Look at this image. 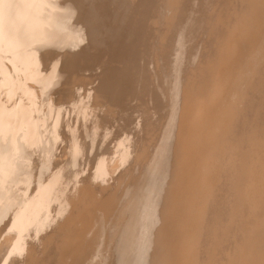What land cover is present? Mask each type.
<instances>
[{
    "label": "bare ground",
    "instance_id": "6f19581e",
    "mask_svg": "<svg viewBox=\"0 0 264 264\" xmlns=\"http://www.w3.org/2000/svg\"><path fill=\"white\" fill-rule=\"evenodd\" d=\"M237 3L240 20L231 16L230 23L224 12ZM198 37L203 38L200 46ZM260 59L264 61V0H0V85L9 86L11 94L21 90L31 100L12 107L0 101V233L9 226L14 235L0 246V264H264ZM89 66L99 69L97 84L82 95L70 75ZM247 76L254 82L245 87L250 96L244 93L243 98L239 84ZM30 80L41 84L44 95L60 94L75 109L78 101L83 103L82 112L93 104L116 105L122 120L117 131L128 133L117 139L116 158L104 157L108 145L98 138V130L113 126L102 121L104 127L98 128L103 112L81 124H65V110L52 101L41 114ZM229 89H235L236 99L219 111L215 107L220 116L199 118L191 108L192 118L184 119V105L197 95L208 98L204 106H211L220 103L213 98L215 91L225 95ZM157 91L170 103L168 122L154 141L158 127L151 122L150 102ZM236 110L239 118L233 115ZM50 111L56 116L49 128L40 122ZM197 123L203 127L195 129ZM230 125L243 133L234 144L240 145L238 152L239 146L228 147L229 136L222 139ZM58 140L70 148L68 157V152L62 155L65 159L57 157ZM241 143H246L244 149ZM192 145H202L199 154L209 161L200 162L199 183L188 181L187 150ZM115 159L128 161L118 176V169L110 167ZM87 166L94 172L84 174ZM137 173L139 182L122 185ZM96 207L102 220L101 229L94 231ZM116 217L121 224L113 221ZM117 234L139 239L143 247L134 254L119 253L113 248L120 244L110 245ZM124 242L123 247L133 243ZM23 250L22 259L12 258Z\"/></svg>",
    "mask_w": 264,
    "mask_h": 264
},
{
    "label": "rangeland",
    "instance_id": "374dc122",
    "mask_svg": "<svg viewBox=\"0 0 264 264\" xmlns=\"http://www.w3.org/2000/svg\"><path fill=\"white\" fill-rule=\"evenodd\" d=\"M233 5H236V6H233ZM232 5V9L230 10V11H226V12H224V15H225V17H228V21H231L232 19V17L233 18H235V20H236V22L238 23L239 21L238 20H240V15H238L237 16V14H240V13H238V11H239V4L237 3V4H233ZM235 8V9H234ZM227 12H229L228 14H230V15H226V13ZM232 13H235V14H232ZM237 13V14H236ZM232 16V17H231ZM230 18V19H229ZM228 21H227V23H228ZM233 21L234 20H232V22H230V23H233ZM229 24V23H228ZM254 37V39L255 38H257V37H259L258 35H253ZM200 37H198V40H199V42H198V40H197V38L195 39V40H197V45L198 46H200L203 42H201L202 40H203V38L201 37L200 39H199ZM253 38H251L252 40H253ZM250 39V40H251ZM237 40V39H236ZM257 40V39H256ZM253 42H255V41H253ZM84 44H86L85 42H83V44L82 45H84ZM49 49H52V48H49ZM59 51V50H58ZM57 51V52H58ZM63 51L64 50H60L58 53H63ZM58 56H60V55H58ZM236 62V61H235ZM259 62V64H260V62L262 63V64H264V61H262L261 59L258 61ZM8 64L11 66V63L10 62H8ZM220 67H223V65L221 64L220 65ZM11 69H12V67H11ZM82 70H84V71H82ZM82 70H74L73 71V73H71V75H70V79H72L71 80V83L72 84H74V86H75V89L77 90V91H79L80 93H82V95H84L85 94V92L89 89V88H91V87H93V86H95L96 84H97V80H96V76H97V73H99V69H93L92 70V67L91 66H89V67H87V69L86 68H84V69H82ZM86 70V71H85ZM83 72L82 74H79V73H81V72ZM92 72H94L93 74H92ZM79 74V75H78ZM89 74H91L90 75V78H89ZM78 76V77H75V76ZM82 77H84V79L86 78V80H85V83L83 82L84 81V79L82 78ZM74 78V79H73ZM89 78V79H88ZM80 79V80H79ZM96 80V81H95ZM78 81H80V82H78ZM244 81V82H243ZM248 81V82H247ZM254 82V78L252 77V79L249 77V79H248V76L246 77V79H241V81L240 82H243V83H241V84H239V87L241 88V92H243L242 93V96H243V94L244 93H246V98H248L249 96H250V93L252 92V91H249V92H247V91H245L246 90V88H247V86H249V82ZM75 82V83H74ZM87 83V84H86ZM91 83H93V84H91ZM29 84H31V86H33V90H35L36 91V93H37V96H36V101H37V105H39L40 106V108H41V110H40V112H41V114H43L42 112H48V104H49V102L50 103H52V101L54 102L55 101V103H57V104H59V105H62V107H63V109L65 110V111H63V114H65L66 116H63V119H65V120H63L64 122H65V124H73V121L72 120H75L74 121V124L73 125H76L77 123L78 124H81V123H83L84 122V120L85 119H87L89 116L90 117H92V116H94V115H96V113H97V115L99 116L102 112H103V114H101V116L100 117H102V119H101V125H98V128L99 129H101L102 127H104V126H102L103 125V122H108L109 121V125L111 126V124L110 123H112L113 124V126H111V128L110 129H106L105 130V127L104 128H102V130H98V135H99V133H100V135L98 136V138L100 139V137H101V140H102V142H105L104 143V146L105 145H108L107 146V148H108V151L107 152H105L103 155H104V157H106V156H108V159H110V158H112L113 156H115V158H116V151L119 149V141L118 140H120L121 138H124L126 135H128V133L126 132V134L125 133H121L120 131H117L118 130V127L121 125V123H120V121L122 122V120H121V116H120V111H119V109L117 110V108L118 107H116L115 108V106L116 105H113V106H95L94 104H93V108H91V107H89V109L88 110H85L86 112H82L81 110H82V108H83V106L85 107V105H83V103H81V102H79L78 100L80 99L78 96H77V98H78V104L76 105V109H75V106L74 105H72L73 103L72 102H67V100H65L64 98H63V96L61 97L60 96V94L58 95V94H54V93H50V95H44L43 93H42V88H41V84L40 83H36V81H32V80H30L29 81ZM81 84V85H80ZM84 84H86V85H84ZM91 86H90V85ZM245 84H247V85H245ZM83 85V86H82ZM252 84H250V86H251ZM40 86V87H39ZM78 86V87H77ZM243 86V87H242ZM9 86H1L0 85V101L1 102H3L5 105H7V106H9V107H12V106H14V105H16L17 103L18 104H21V103H24V104H28L31 100L29 99V97H28V95H25L23 92H21V90H17V92L16 93H12L11 94V92L9 91V88H8ZM36 87H38V88H36ZM229 87V86H228ZM234 88L235 86H230L229 88ZM238 87V88H239ZM246 87V88H245ZM82 88V89H81ZM80 89V90H79ZM234 90L235 89H229L228 91L229 92H227V93H225V95H227V96H225L223 93H222V91H220V90H218V91H215L214 93L215 94H213L214 95V97L213 98H215V100L216 101H218V102H220V103H218V104H216L215 105V103L212 105L211 104V106H207V105H205L204 106V104L208 101V98H206L205 96H203V95H197L196 97H197V99H195L194 101H190V102H188V104H186V105H184V107L183 108H185L186 109V107L188 108L187 110H185V114L186 113H188V115H186L185 117H184V119H186V118H188L190 115L192 116V114H190L191 112H193V110L192 109H195L196 108V113L198 114V117L200 118H204L205 116H208V117H210V118H216V116L217 115H219V113H218V111H219V109H221L220 107H224V106H226V104L227 103H230V102H232L233 101V98L232 97H234ZM6 91V92H5ZM85 91V92H84ZM4 92V93H3ZM19 92V93H18ZM221 93V94H219V93ZM157 93V97H155L154 99H153V101H151L150 102V106H151V108L152 107H154V108H152L153 110H151L152 112H153V114H154V116L152 115V117H151V122H153V123H155V125L158 127V129L156 130V133L155 132H153V134H154V136L152 135L151 137H153L154 139V141H157V140H159L158 138L160 137V135H161V133H162V130L164 129L163 127H164V124H166V122H168V119H166V117L167 116H169V114H165V113H167V112H169V97L168 96H164V94L162 93V92H159V91H157L156 92ZM159 93V94H158ZM216 93H218V95L216 94ZM230 93V94H229ZM231 93H233V94H231ZM212 95V96H213ZM46 96H48V98L46 97ZM55 96H57V97H55ZM229 96V97H228ZM240 96H241V94H240ZM239 96V97H240ZM163 97V98H162ZM200 97V98H199ZM228 97V98H227ZM14 98V99H13ZM57 98V99H56ZM82 98V97H81ZM226 98V100H220L219 101V99H225ZM235 98V97H234ZM243 98H244V96H243ZM8 99V100H7ZM41 101H40V100ZM48 99V100H47ZM54 99V100H53ZM83 99H84V101H86V99H85V96L83 97ZM158 99V100H157ZM165 99H168V100H165ZM229 99H232V100H230L229 101ZM236 99V98H235ZM30 100V101H29ZM59 100V101H58ZM155 100H156V102H155ZM165 100V101H164ZM164 101V102H163ZM202 101V102H201ZM228 101V102H227ZM21 102V103H20ZM59 102V103H58ZM64 102H65V104H64ZM155 102V103H154ZM158 102V103H157ZM221 102H223V103H221ZM48 103V104H47ZM70 105H69V104ZM91 103V102H90ZM162 103V104H161ZM165 103H166V105H165ZM193 103V104H192ZM226 103V104H225ZM64 104V105H63ZM84 104H86L85 102H84ZM152 104V105H151ZM159 106H158V105ZM196 104H198V105H196ZM221 104L223 105V106H221ZM225 104V105H224ZM42 105V106H41ZM47 105V106H46ZM81 107H80V106ZM87 105V104H86ZM200 105V106H199ZM162 106V107H161ZM197 106H199V107H197ZM204 106V107H203ZM207 106V107H206ZM72 107H74V108H72ZM78 107L79 108H81V109H78ZM109 107V108H108ZM160 107V108H159ZM203 107V108H202ZM218 109V111H217V109ZM46 108V109H45ZM66 108H68V109H71V111L70 110H66ZM163 108V109H162ZM166 110H165V109ZM190 108V109H189ZM192 108V109H191ZM210 108V109H209ZM212 108V109H211ZM93 109V110H92ZM105 109V111H103ZM157 109V110H156ZM201 110V111H198V110ZM205 109V110H204ZM210 111H209V110ZM215 109V110H214ZM73 110V111H72ZM79 110V111H78ZM108 110V112H106ZM113 110V111H112ZM164 110V111H163ZM204 110V111H203ZM215 112H214V111ZM90 111H92V112H90ZM158 111V112H157ZM161 113H160V112ZM187 111V112H186ZM198 111V112H197ZM45 112V113H46ZM79 112H82V113H80L79 114ZM95 112V113H94ZM112 112V113H111ZM116 112H118V113H116ZM155 112H156V114H155ZM184 112V111H183ZM204 114H202V113ZM210 112V113H209ZM211 112H213L212 114H211ZM216 112H217V114H216ZM72 113V114H71ZM85 113V114H84ZM91 113V114H90ZM92 113H93V115H92ZM116 113V114H115ZM194 114V115H196L195 117H197V114ZM207 115H206V114ZM208 113H209V115H208ZM236 113H237V110L236 111H234V113H233V115H234V117H237V118H239V116H238V113H239V111H238V113H237V115H236ZM113 114V115H112ZM216 114V115H215ZM51 115V116H50ZM80 115V116H79ZM116 115V116H115ZM193 115V116H194ZM200 115V116H199ZM202 115H203V117H202ZM210 115H212V116H210ZM49 116V117H48ZM48 116H46L48 119H41V124H45V125H49L48 127L50 128V126L51 125H53V123H54V119H55V116L56 115H53V113L50 111V114H48ZM54 116V117H53ZM71 116H73V118H76V119H73ZM163 116V118L160 120L159 118H161ZM189 117L190 119L192 118V117ZM215 116V117H214ZM220 116V115H219ZM218 116V117H219ZM226 116V115H225ZM68 117H70L69 119H68ZM107 117V119H105ZM79 118V119H78ZM108 118H111V121H110V119L108 120ZM168 118V117H167ZM113 119V120H112ZM68 120V121H67ZM81 120V121H80ZM88 120V119H87ZM118 120V122L116 123L115 121H117ZM135 120H137V118L135 119ZM157 120H160V122L158 123L157 122ZM164 122H163V121ZM46 121V122H45ZM52 121V122H51ZM77 121V122H76ZM103 121V122H102ZM162 121V122H161ZM71 122V123H70ZM158 124H157V123ZM134 124H132L131 125V127L132 126H135L136 125V123H135V121L133 122ZM164 123V124H163ZM242 124H243V122H241ZM107 124V123H106ZM115 124V125H114ZM118 125V126H117ZM201 124L199 123H197V124H195L194 126H195V129H197L198 128V126H200ZM240 125V124H239ZM100 126H101V128H100ZM115 126V127H114ZM190 126V125H189ZM194 126L192 127V129L194 128ZM233 126V127H232ZM240 126H242V125H240ZM131 127H128L129 129L131 128ZM159 127H161V129L159 128ZM200 127H203V125H201ZM199 127V128H200ZM67 128V127H66ZM198 128V129H199ZM231 128H233V129H231ZM235 128H237L238 129V127H235L234 125H230L228 128H226V129H224V137L222 138L223 140H224V138L226 137V136H229L230 138H229V140L227 139V137L225 138V141H226V143H228V147H229V145L230 146H236L237 144V142H240V140H241V138H242V136H241V134H243V133H241L240 135H239V133H240V131H238V130H236ZM160 129V130H159ZM191 129V127L189 128V130ZM191 129V130H192ZM201 129V128H200ZM103 130H104V132H103ZM228 130V131H227ZM231 130V131H230ZM233 130V131H232ZM107 131H111L109 134H108V136L105 134ZM129 131V130H128ZM229 133V131H230V133L231 134H228L227 132ZM114 132V133H113ZM116 132V133H115ZM197 132V131H196ZM118 133H120V134H118ZM198 134H196V135H199L200 134V132H197ZM218 134V132L217 131H215L214 132V134ZM223 133V132H222ZM117 134H118V136H117ZM123 134V135H122ZM234 134H235V136H234ZM106 135V136H105ZM109 135H111V136H109ZM119 135H122V136H119ZM239 135V136H238ZM104 136V137H103ZM116 136V137H115ZM158 137V138H157ZM233 137H236V139L235 140H232V138ZM237 137L239 138V139H237ZM115 139V140H114ZM118 139V140H117ZM157 139V140H156ZM191 139V138H190ZM109 140H112V141H110L109 142ZM134 140V138H132L131 139V141H133ZM131 141L128 143V144H130L131 143ZM153 141V142H154ZM234 141V142H233ZM107 142V143H106ZM114 142H115V144H114ZM224 142V141H223ZM231 142H233V143H231ZM58 143H59V147H58V151H57V154H58V158L59 159H61L63 156L62 155H64L65 153H67L68 151H69V147H67V148H63L64 146L66 147V142L64 143V142H62L61 143V141H59L58 140ZM109 143H111V145L109 144ZM114 144V147H113V144ZM234 144H236V145H234ZM242 144V143H241ZM244 144H245V146H246V143H243L242 144V149H244L245 148V146H244ZM68 146V145H67ZM194 145H192V146H189L187 149V152H188V155H187V159H188V161H189V159H190V162H188V165H187V167L189 168V172H187L188 173V176L189 177H191V179L188 177V181L189 182H193V183H195V181L197 182V183H199V181H200V177L202 176V174H203V164H205V163H207V162H209V161H207L206 159H208V158H206V155H200L199 154V152H201L202 151V148H203V146L201 145V146H194ZM239 146V149L237 150V149H235V150H237V152L238 151H240L241 149V147H240V145H238ZM238 146H236V147H238ZM60 149H64V150H61L60 151ZM67 149V150H66ZM193 150H194V152H193ZM195 150H197V151H195ZM59 152V153H58ZM145 152L146 153H150L151 151L149 150V149H147V150H145ZM189 152H191V153H189ZM196 152V154L194 155V153ZM236 151H234V153H237ZM109 153V154H108ZM115 153V154H114ZM60 154V155H59ZM68 155H69V152L67 153V155H64L65 156V158L66 157H68ZM133 155H134V152L132 153V156H131V159H132V157H133ZM190 155H192V156H190ZM200 155V156H199ZM62 156V157H61ZM102 156V155H101ZM203 158V157H205L204 158V160L202 159V160H200V159H196V158ZM37 158H39V157H37ZM42 158H43V156H42ZM64 157L62 158V159H65ZM214 158H215V156H213V157H210V161L211 160H214ZM39 159H41V158H39ZM193 161H192V160ZM196 159V161H194ZM129 160V159H128ZM193 162H196L195 164H197V165H199L200 164V167L199 166H197V165H191V164H194ZM203 162V164H201V163ZM126 164H128V161L126 160L125 161V163L124 162H117V160L115 159L114 160V162L110 165V167L111 168H117L118 170H117V172L115 173L117 176H118V174H119V172L120 171H123L124 170V168L127 166ZM124 165V166H123ZM191 167H190V166ZM154 166V165H153ZM158 166V168H156V172H157V170H159V168H160V165H157ZM90 168V169H89ZM120 168V169H119ZM188 168H187V171H188ZM197 171V173L198 174H196V172H195V170ZM87 170V171H86ZM94 170H95V168H91V166H87V167H85L84 169H83V173L84 174H88L89 172H94ZM192 171L194 172V173H192ZM201 171V173L202 174H199V172ZM114 174V175H115ZM190 174V175H189ZM191 174H192V176H191ZM115 175V176H116ZM200 176V177H199ZM106 177V176H105ZM193 177V178H192ZM107 178H108V180H107ZM115 178V177H114ZM133 180H132V179ZM130 178V176H127V177H125L124 178V180H123V182H122V185H125L126 183H133L134 181H136V183L137 182H139L138 181V179H139V176H138V173L137 174H135L133 177H131ZM126 179V180H125ZM128 179V180H127ZM107 182H111L112 181V178H110V176H107L106 177V179H105ZM133 181V182H132ZM94 184H96V185H100V183H99V181H97V183H94ZM151 182H149L148 183V185H146L145 186V188H144V190H146V192L147 191H149L150 190V187H151ZM195 187H196V185H194V187H192V189L193 190H195ZM98 195L97 194H95L94 195V197L96 198ZM98 197H100V196H98ZM137 202L140 204L142 201H143V198L141 197V196H139V197H137ZM142 199V200H141ZM202 199H204V200H208V199H206V198H202ZM99 200H101V197L99 198ZM58 201V203H59V200H57ZM57 201H55V202H57ZM58 203H55L54 204V206H58ZM142 204V203H141ZM94 210V212H96V213H94V217H95V219L97 218V220L99 221H97V227H99V228H95L94 229V231L95 230H99V229H101V226H100V222H101V220H102V218H101V216H100V213H98L99 212V210H98V208L96 207V209H93ZM53 214H55V211H53L52 212ZM120 214H121V217H120V214H118V217H120V219H122V220H124L127 216H126V214L124 213V212H119ZM95 214H98V215H95ZM67 215V214H66ZM66 215H65V217H66ZM118 217H116V218H118ZM124 217V218H123ZM99 218H100V220H99ZM116 218H114V220L113 221H116L118 224H121V220L118 218V219H116ZM8 220H9V218H8ZM6 221H7V219H6ZM8 222V221H7ZM57 224V223H56ZM8 227V228H7ZM6 227V229L4 230L5 232H1L0 233V235H1V237H0V246L2 245V242H3V244L6 242V239L7 238H11V237H13L14 235L13 234H11V233H9V226H7ZM51 230V228H48V232ZM8 231V232H7ZM46 232V231H45ZM44 231H43V233H45ZM4 235V236H3ZM5 235H7V236H5ZM11 235V236H10ZM34 237L35 236H33V238L32 239H34ZM114 237H117V239L116 238H114ZM113 238H111L110 239V241H113V242H111L110 243V245H112L113 243H118V244H120L121 245V248L120 247H114L113 248V250H115V251H120L119 253H125V254H127V253H131V254H134V252H136V250L138 249V247H139V249H141L143 246H142V241H140L139 239H137V240H131L130 238H128V236H125V235H123V234H117L116 236H114ZM120 237V238H119ZM30 238V237H29ZM125 239H128V243L129 242H133L132 244H129L127 247H123L124 245H126L125 243L127 242H124L125 241ZM30 240V239H29ZM36 240V239H35ZM31 241V240H30ZM30 241H28L29 243H30ZM137 241V242H136ZM33 241H31V243H32ZM107 242V241H106ZM106 242H104V246L102 247V248H104V250H102L103 251V253H105L106 251V248H107V246H108V244H106ZM108 242H109V239H108ZM107 242V243H108ZM139 242V243H138ZM34 243H37V242H33V244ZM30 245V244H29ZM29 245H26V248L29 246ZM133 245H135V246H133ZM140 246H141V248H140ZM146 246V245H145ZM148 247V246H147ZM146 247V248H147ZM25 248V249H26ZM133 248V249H132ZM145 248V249H146ZM138 249V250H139ZM144 249V248H143ZM25 250H23L22 252V254L23 255H20V254H18V253H13L12 254V258H18V259H22L23 258V256L25 255V252H24ZM27 251V250H26ZM111 257V256H110ZM105 258H107L106 256H103V260L105 259ZM100 259H102V257H100ZM100 259L98 258V260H99V262H101V261H103V260H101L100 261ZM70 261H72L71 259H70ZM67 262H68V260H67ZM97 262V261H96ZM109 262H111V261H109Z\"/></svg>",
    "mask_w": 264,
    "mask_h": 264
}]
</instances>
